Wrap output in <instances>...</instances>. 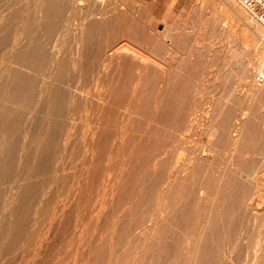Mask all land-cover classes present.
<instances>
[{
    "label": "rangeland",
    "instance_id": "obj_1",
    "mask_svg": "<svg viewBox=\"0 0 264 264\" xmlns=\"http://www.w3.org/2000/svg\"><path fill=\"white\" fill-rule=\"evenodd\" d=\"M179 9L155 18L137 0H0V264H212L208 248L231 249L234 165L261 143L248 122L264 112V96L250 94L263 85L255 78L264 39H249L222 0ZM90 31L100 51L85 83ZM63 55L68 78L56 82ZM59 90L65 113L60 96L53 123L40 124ZM246 107L234 144L227 128ZM225 114L231 123L221 129ZM195 155L171 180L175 161ZM16 207L29 220L7 248ZM215 225L224 231L217 243ZM244 234L229 264H260L247 245L264 241V220Z\"/></svg>",
    "mask_w": 264,
    "mask_h": 264
},
{
    "label": "bare ground",
    "instance_id": "obj_2",
    "mask_svg": "<svg viewBox=\"0 0 264 264\" xmlns=\"http://www.w3.org/2000/svg\"><path fill=\"white\" fill-rule=\"evenodd\" d=\"M222 1L224 2V4H227L233 10V12H234L233 14H235L232 16L233 19H235V16H236V17L240 18L241 20L245 21L246 26L244 28V32L247 34L249 39L250 38L253 39L255 35H258L264 39V24L258 20L254 11H252V10L248 9L247 7H245L244 5H242L240 0H222ZM93 26H94V24L91 26V30L94 29ZM249 30H252V33H250ZM92 32L93 31H90V34L87 36V42H86L85 48L81 54V58H84L85 62L81 66L79 73H78V79L82 80L85 83L88 82L91 78V74L93 73L92 69L94 67V62L97 59L99 51H100V49H98L97 52H94L92 49L93 44L95 43V38H94V35L92 34ZM131 48L124 46V50L132 52L136 56H142V55H140L139 50L137 51V50H135L133 48L131 49ZM121 51H123V47H122ZM59 52H60L59 49H57L54 52V54L52 56V62H51L52 64H54L56 62V60L58 59ZM108 56L111 57V54L110 55L108 54ZM57 64H58L57 72L52 73L51 77H52L53 81L61 82V81H64V79L68 78L65 75L66 68L69 67V62H68L67 57L63 55L59 59V62H57ZM156 66L159 67V65H156ZM259 66H260L259 73H258L257 77L255 78V80L256 81L261 80L263 82L262 83L263 85L260 89L261 92L259 91V88H252L250 90L251 96H255L256 94H262L264 96V52L260 55ZM74 67H75V65H74ZM251 87H253V85H251ZM33 90H34V86H33V83L31 82V84L28 87V91H33ZM61 93H63L62 90H59L57 92V94L54 93L51 96V99L49 98L45 101L47 111L45 113L44 118L40 119V121H39L40 124H43L44 120L47 122V125L49 124V122L53 123V121L50 117V111H52L54 106L57 103H59L57 101H58L59 97L61 96ZM64 94H65V92H64ZM62 98L63 97L61 96V99ZM249 98L252 99L253 97H249ZM63 99H62V102L59 103V105L57 104L58 105L57 111L60 114L65 113ZM262 103L264 106V102H262ZM247 108H249V107H246V109L245 108L240 109L241 112H240V114H238L235 121L233 122V124H232L233 128L232 129L227 128V126L231 123V118H230L231 116L228 115V114H230V112L228 111L229 113L227 115L225 114L226 115V116H224L225 118L221 119L222 121H219V123L221 122L220 123L221 125H219V126H221L220 128L221 129L227 128L228 135H231V137H233V138H236V136L241 135L242 134V127L245 124V118L248 114ZM258 115H259V119L258 120L253 119L252 123L248 122V126L253 133L252 135L258 137L261 140V143H256L254 145H251L248 148V151L244 153V154H246L244 159H240L239 163L234 165V172L236 173L235 174L236 177H234V179H233L234 186L232 188V197H231V200H229V202H228V209H227V213L225 214L226 221H228L229 224H231V223L234 224V226H235L234 243L231 246V249L227 248L228 247L227 242H223L224 245H221L220 248L219 247L208 248L207 252L204 253L205 255L203 257H205L208 261L210 259L209 262L212 264H229V261H231L235 256H237V255L239 256L238 244H239V241L243 237H245L244 231H246L247 228L249 227L250 221L253 218L256 221L257 220H259V221L264 220V213L263 214H257V211H263L264 212V118H263L264 112H260ZM195 122H196V120L194 121V119H191L189 126L187 128L188 132H189V130L190 131L194 130L197 127L196 126L197 123L195 124ZM223 133H222V136H224ZM225 134H227V133H225ZM185 139H187V138L185 137ZM3 143H4V141L1 142L2 146H3ZM237 143H238V138H236L234 144H237ZM44 152H43V154H45V156H46V153H44ZM188 152L194 153V151H191V152L188 151ZM188 155L189 154H187V156ZM192 155H194V154H192ZM47 157H49V156L47 155ZM47 157H46V159H47ZM195 157H196V155L195 156H189L187 159H185L179 165L178 164L176 165V163L179 162L178 160H176L175 165H173V167L170 171V174H171L170 179L171 180L174 179V177H176V175L181 171L182 168H184V169L190 168L191 166H190L189 162L191 160H195ZM44 159H45V157H44ZM2 161H3V157L0 154V164ZM48 163L50 166V161ZM44 164H46V163H44ZM56 164L57 165L55 166V168L53 167L52 171H54L58 174V172L61 170V167L58 166V164H59L58 162ZM44 169H46V168L44 167L43 170ZM23 172H24V175H23L24 180H29L33 177V171H32L31 166H26L23 169ZM251 180H255V182L252 184ZM49 182H50V178H47V183H49ZM28 185L30 187V184H28ZM26 189H28L27 186H26ZM26 189H25V191H26ZM244 208L250 209V211H251V215L246 218V221L243 220V217H241V215L239 216L240 210L243 211ZM12 213H13L14 218L11 220V225H10V228L8 230V233H11V235H12V239H11L10 243L8 244V246H6L7 248H10L13 245V243L15 242V239L17 238L18 231L15 230V226L19 225L21 227H25V225L28 223V220H29V217H28L29 214L27 213V211H26V213H24L25 216L23 214L20 215L19 210L16 207L13 209ZM238 222H239V225H238ZM222 229H223V226L219 227L218 225H215V232L213 234V236L216 237L215 243H217L216 241H218V238L222 239V241H223V232L224 231H222ZM259 232H261V231H259ZM247 246L252 247L251 249H252L253 254H254V261H255V259H257L261 256L262 262L260 264H264V241L258 240L256 242H254V245H253V239L250 238V242ZM249 252H250V249L248 248L246 250V254L249 255ZM207 260H205V261H207ZM254 263H252V264H254ZM204 264H205V262H204Z\"/></svg>",
    "mask_w": 264,
    "mask_h": 264
},
{
    "label": "crops",
    "instance_id": "obj_3",
    "mask_svg": "<svg viewBox=\"0 0 264 264\" xmlns=\"http://www.w3.org/2000/svg\"><path fill=\"white\" fill-rule=\"evenodd\" d=\"M153 14L155 18L163 17L168 11H175L179 7L180 11L185 10L192 0H137Z\"/></svg>",
    "mask_w": 264,
    "mask_h": 264
},
{
    "label": "built area",
    "instance_id": "obj_4",
    "mask_svg": "<svg viewBox=\"0 0 264 264\" xmlns=\"http://www.w3.org/2000/svg\"><path fill=\"white\" fill-rule=\"evenodd\" d=\"M242 5L255 12L258 20L264 24V0H240Z\"/></svg>",
    "mask_w": 264,
    "mask_h": 264
}]
</instances>
